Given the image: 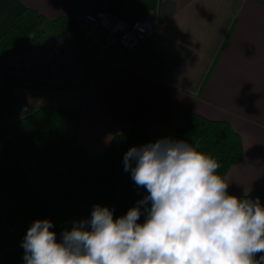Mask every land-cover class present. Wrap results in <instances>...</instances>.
<instances>
[{"label": "crops", "instance_id": "1", "mask_svg": "<svg viewBox=\"0 0 264 264\" xmlns=\"http://www.w3.org/2000/svg\"><path fill=\"white\" fill-rule=\"evenodd\" d=\"M23 7L46 18L64 16L85 27L83 15L106 11L121 20L154 19V34L123 62L109 67L108 57L81 77L45 71L16 75L26 82L89 87L79 99L76 144L103 153L114 134L136 127L148 143L171 138L188 113L226 120L242 141V157L224 177L228 192L264 188V0H0V33ZM101 31L76 51L58 56L48 51L21 54L58 59L93 51ZM91 85V86H92ZM46 103L72 102L73 90ZM20 109L0 85V122Z\"/></svg>", "mask_w": 264, "mask_h": 264}, {"label": "trees", "instance_id": "2", "mask_svg": "<svg viewBox=\"0 0 264 264\" xmlns=\"http://www.w3.org/2000/svg\"><path fill=\"white\" fill-rule=\"evenodd\" d=\"M59 34L66 36L60 45L40 46L41 37ZM84 42L81 27L71 18H46L23 7L0 33V85L17 105L12 88L26 81L2 67L5 59L38 51L64 56L78 50ZM97 82L90 88L29 82L50 89L73 90L78 98L72 102H49L28 114L0 122V264H24L19 222L30 227L36 220L48 219L53 222L51 231L59 241L74 223L90 220L94 206L108 207L116 219L148 194L146 189L142 193L132 191L136 184L123 163L130 148L148 144L140 129L130 127L114 134L100 154L75 142L81 114L79 99ZM171 139L199 145L198 151L211 155L221 165L217 171L222 177L242 157L240 135L226 120L188 113L183 127ZM236 196L259 197L264 205V188ZM141 213L138 223L146 219L143 206Z\"/></svg>", "mask_w": 264, "mask_h": 264}, {"label": "clouds", "instance_id": "3", "mask_svg": "<svg viewBox=\"0 0 264 264\" xmlns=\"http://www.w3.org/2000/svg\"><path fill=\"white\" fill-rule=\"evenodd\" d=\"M198 148L171 138L130 148L124 169L148 194L116 219L94 206L59 241L52 221H34L24 264H264V205L229 194L221 165Z\"/></svg>", "mask_w": 264, "mask_h": 264}, {"label": "built area", "instance_id": "4", "mask_svg": "<svg viewBox=\"0 0 264 264\" xmlns=\"http://www.w3.org/2000/svg\"><path fill=\"white\" fill-rule=\"evenodd\" d=\"M85 27H81L82 36L86 40L91 30L101 31L100 40L94 45L93 51L83 57L65 56L58 59L54 56L31 57L23 54L13 55L5 59L1 65L14 75L24 72L45 71L50 75L81 77L93 70L98 62L108 57L109 67L120 65L126 56L138 49L155 31L156 24L153 18L146 16L133 21H124L106 12L98 11L83 15ZM92 83H89L91 87ZM13 96L21 113L28 114L37 106L39 98L55 97L62 94L61 89H50L34 86L29 82L16 85L12 88Z\"/></svg>", "mask_w": 264, "mask_h": 264}, {"label": "water", "instance_id": "5", "mask_svg": "<svg viewBox=\"0 0 264 264\" xmlns=\"http://www.w3.org/2000/svg\"><path fill=\"white\" fill-rule=\"evenodd\" d=\"M66 36L64 34H59V35H46L40 38L39 44L40 46H45L47 44H56L60 45L62 43V40Z\"/></svg>", "mask_w": 264, "mask_h": 264}, {"label": "rangeland", "instance_id": "6", "mask_svg": "<svg viewBox=\"0 0 264 264\" xmlns=\"http://www.w3.org/2000/svg\"><path fill=\"white\" fill-rule=\"evenodd\" d=\"M46 59H48V58H46ZM60 95H55V97H58ZM132 191L137 192V193H142L145 191V188L138 187L137 185H134V186H132ZM148 205L151 206V203L149 202ZM18 225H19V231L21 234V240L23 241L29 227L25 226L22 222H19Z\"/></svg>", "mask_w": 264, "mask_h": 264}]
</instances>
